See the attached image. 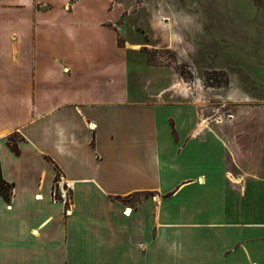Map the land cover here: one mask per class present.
<instances>
[{
	"label": "crops",
	"instance_id": "crops-1",
	"mask_svg": "<svg viewBox=\"0 0 264 264\" xmlns=\"http://www.w3.org/2000/svg\"><path fill=\"white\" fill-rule=\"evenodd\" d=\"M124 2L0 0V264H264V122L131 93Z\"/></svg>",
	"mask_w": 264,
	"mask_h": 264
},
{
	"label": "rangeland",
	"instance_id": "rangeland-1",
	"mask_svg": "<svg viewBox=\"0 0 264 264\" xmlns=\"http://www.w3.org/2000/svg\"><path fill=\"white\" fill-rule=\"evenodd\" d=\"M135 1L125 0L117 29L120 43H142L128 52L131 93L190 99L214 128L232 110L238 126L264 122V0ZM242 149L253 160L258 146Z\"/></svg>",
	"mask_w": 264,
	"mask_h": 264
},
{
	"label": "built area",
	"instance_id": "built-area-1",
	"mask_svg": "<svg viewBox=\"0 0 264 264\" xmlns=\"http://www.w3.org/2000/svg\"><path fill=\"white\" fill-rule=\"evenodd\" d=\"M89 129L93 130V123L88 124ZM71 185L69 182L62 179L61 175H57L53 180L50 189V199L54 203H60L64 207V211L68 212L71 201Z\"/></svg>",
	"mask_w": 264,
	"mask_h": 264
},
{
	"label": "trees",
	"instance_id": "trees-1",
	"mask_svg": "<svg viewBox=\"0 0 264 264\" xmlns=\"http://www.w3.org/2000/svg\"><path fill=\"white\" fill-rule=\"evenodd\" d=\"M12 138L8 139V143L10 144V147L13 151L18 152V149L14 144L11 142ZM13 184L10 182H7L3 177L1 173V167H0V195L2 198L6 201H10L11 193H12Z\"/></svg>",
	"mask_w": 264,
	"mask_h": 264
},
{
	"label": "bare ground",
	"instance_id": "bare-ground-1",
	"mask_svg": "<svg viewBox=\"0 0 264 264\" xmlns=\"http://www.w3.org/2000/svg\"><path fill=\"white\" fill-rule=\"evenodd\" d=\"M161 23H163V20H161ZM127 211L129 212V209H127Z\"/></svg>",
	"mask_w": 264,
	"mask_h": 264
}]
</instances>
